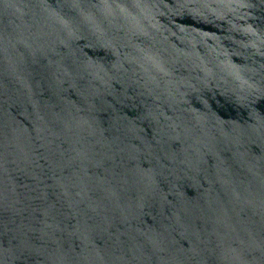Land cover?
<instances>
[{
	"label": "water",
	"instance_id": "95a60500",
	"mask_svg": "<svg viewBox=\"0 0 264 264\" xmlns=\"http://www.w3.org/2000/svg\"><path fill=\"white\" fill-rule=\"evenodd\" d=\"M0 264H264V0H0Z\"/></svg>",
	"mask_w": 264,
	"mask_h": 264
}]
</instances>
